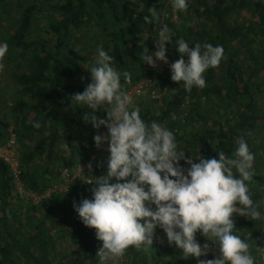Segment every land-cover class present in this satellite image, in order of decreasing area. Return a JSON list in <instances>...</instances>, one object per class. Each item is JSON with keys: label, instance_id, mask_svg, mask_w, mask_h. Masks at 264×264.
I'll list each match as a JSON object with an SVG mask.
<instances>
[{"label": "trees", "instance_id": "1", "mask_svg": "<svg viewBox=\"0 0 264 264\" xmlns=\"http://www.w3.org/2000/svg\"><path fill=\"white\" fill-rule=\"evenodd\" d=\"M8 1L0 0V42L9 46L0 63L4 61V72L16 90L6 124H0V147L7 144L11 126L19 156V183L26 193L45 195L59 170L78 164L85 165L88 178L107 174L108 143L97 148L94 141L105 126L94 128L83 118L92 110L72 106L71 97L91 83L88 69L94 64L89 56L97 48L113 57L112 66L122 74L123 90L134 89L151 74V66L143 63L144 50L156 51L155 38L166 24L172 41L166 45L169 63L155 79L159 97L144 96L135 99L134 105L146 123L156 121L170 129L178 150L194 162H198L197 155L218 158L220 151L231 157L237 138L243 137L255 157L253 176L247 182L250 195L264 215V0H188L187 11L175 15L171 0H47L54 15L45 19L42 29L37 15L44 2L21 0L19 17L5 30L2 9ZM149 9L158 11L152 24L144 21ZM180 38L192 48L195 43H211L224 49L219 66L204 74L202 89L194 86L189 92L183 82L171 79L169 65L180 58L175 43ZM184 59L187 62L188 57ZM125 72L130 80L123 76ZM186 103L187 117L173 120ZM95 115L107 119L103 110ZM185 121L201 126L182 128ZM34 122L41 127H34ZM180 165L190 167L185 160ZM16 183L8 165L0 160V264H17L21 258L25 264L48 263L53 229L69 233L76 249L73 253L82 256L85 264H101L97 255L103 242L73 208L74 201L92 198L94 184L77 180L66 193L54 192L33 203L21 198ZM17 209L25 212L24 224ZM232 219L235 234L248 239L256 264H264V220L253 221L239 213ZM196 239L211 249L200 259L218 257L212 241L200 232ZM124 255L131 264H197L194 258L185 260L180 249L169 243L147 250L130 246Z\"/></svg>", "mask_w": 264, "mask_h": 264}, {"label": "clouds", "instance_id": "2", "mask_svg": "<svg viewBox=\"0 0 264 264\" xmlns=\"http://www.w3.org/2000/svg\"><path fill=\"white\" fill-rule=\"evenodd\" d=\"M171 2L174 10L188 9V0ZM149 13L144 21L152 24L158 19V11L149 9ZM171 41L165 24L155 38L156 51L145 48L143 63L152 67L157 61L168 64L166 45ZM175 43L180 58L169 65L171 79L183 82L189 92L194 86L204 88V74L219 66L224 58L223 47L195 43L192 48L183 38ZM8 50V44L0 42V59ZM112 61L108 52L97 48L96 62L88 69L91 83L71 97L72 106L92 109V114L83 118L94 128L108 129L106 136L94 137L97 148L108 143L107 174L89 182L95 185L91 199L73 203L82 223L95 229L97 239L103 242L97 255L101 264L106 258L123 256L130 246L152 248L157 228L163 230L170 245L182 250L185 258L196 259L197 264H256L248 239L235 234L232 219L234 213H239L253 221L264 220L247 183L253 176L255 157L246 140L237 138L231 157L220 151L218 158L197 155L198 162L186 158L170 129L141 118L139 107L123 90L122 74ZM3 69L0 63V71ZM123 76L130 80L127 72ZM97 110L106 112L107 119H98ZM33 126L39 128L41 124L34 122ZM181 160L190 167L183 168ZM79 168L82 172L80 164ZM197 232L213 242L217 258L200 259L211 249L209 244L197 241Z\"/></svg>", "mask_w": 264, "mask_h": 264}, {"label": "rangeland", "instance_id": "3", "mask_svg": "<svg viewBox=\"0 0 264 264\" xmlns=\"http://www.w3.org/2000/svg\"><path fill=\"white\" fill-rule=\"evenodd\" d=\"M31 1V0H30ZM44 2V9L41 11V13H38V22L37 25L39 28H44L47 25V22L45 19L52 17L50 13H52V9H50V3L47 0H42ZM18 3H21V0H9L8 4L3 8L5 15V24H2V27L4 29L8 30L10 27H12L14 17L18 18L20 15V10H18ZM94 52L89 58H92V63L95 64L97 59V52L96 50H92ZM91 52V53H92ZM4 65L3 71H0V93L1 97L0 100L2 103L0 104V124H6V120L8 118L9 109L8 107L11 104V96L13 92L16 90V86L11 82V79H9V76L7 75L5 71V63L2 62ZM92 110V109H91ZM190 112L189 106L186 103L183 108L181 109V113L177 116H173V120L175 121H183L185 117H187L188 113ZM6 119V120H5ZM186 126H192L195 125L196 127H200L201 123L197 121H189L188 123H183L182 128ZM5 126V125H4ZM12 129V127H9V130ZM58 177L53 181V187L57 186V191H60L64 187L63 182V170H59ZM130 178V177H129ZM63 185V186H62ZM24 210L17 209V213L21 214V224H24L25 222V212ZM24 227V232L26 231V227ZM52 234V248L50 253V260L46 264H85L82 256H77L75 253H73L76 249L74 245L71 242V238L68 232L64 233V231H58L56 229L51 230ZM168 244L166 234L163 232L162 229L157 228L154 234L153 239V245L155 247H162ZM102 248V247H101ZM180 253H182V250H180ZM185 260H189V258H186ZM17 264H25V260L23 258L17 259L15 261ZM101 263V258H100ZM103 264H131L128 262V258L125 257V255L115 258H106L103 262Z\"/></svg>", "mask_w": 264, "mask_h": 264}, {"label": "built area", "instance_id": "4", "mask_svg": "<svg viewBox=\"0 0 264 264\" xmlns=\"http://www.w3.org/2000/svg\"><path fill=\"white\" fill-rule=\"evenodd\" d=\"M174 15L176 14L177 10H173ZM176 16H174V20ZM157 66H151V74L146 77L143 81H141L134 89L128 91V94L132 97L133 101L135 99L148 96L151 99H157L159 97V91L155 88V79L158 73H161L165 70V63L157 61ZM108 134V129L105 127L102 136H106ZM0 160L3 161L8 167L10 168L12 174H14L16 180V188L24 200H31L33 203L39 202L43 198H48L54 192H62L66 193L70 186L74 184L77 180L84 181L86 184L92 185L93 183H89L92 181V178H88L84 176V172L86 170L85 165L80 164L82 172L80 171L79 164L74 169H63V182L64 187L57 191V186L51 187L48 192L41 196L36 197L33 194L26 193L22 186L19 183V156L17 152L16 146V136L12 129L9 130V137L7 140V144L5 146L0 147ZM95 178H93L94 180ZM62 185V186H63Z\"/></svg>", "mask_w": 264, "mask_h": 264}]
</instances>
